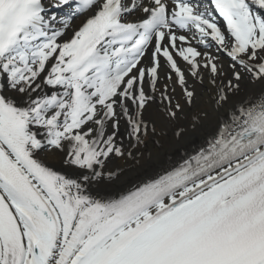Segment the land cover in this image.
<instances>
[{
  "label": "snow or ice",
  "instance_id": "1",
  "mask_svg": "<svg viewBox=\"0 0 264 264\" xmlns=\"http://www.w3.org/2000/svg\"><path fill=\"white\" fill-rule=\"evenodd\" d=\"M0 264H264V0H0Z\"/></svg>",
  "mask_w": 264,
  "mask_h": 264
},
{
  "label": "bare ground",
  "instance_id": "2",
  "mask_svg": "<svg viewBox=\"0 0 264 264\" xmlns=\"http://www.w3.org/2000/svg\"><path fill=\"white\" fill-rule=\"evenodd\" d=\"M199 142H200L199 138H195V139L192 141L190 147H195Z\"/></svg>",
  "mask_w": 264,
  "mask_h": 264
}]
</instances>
